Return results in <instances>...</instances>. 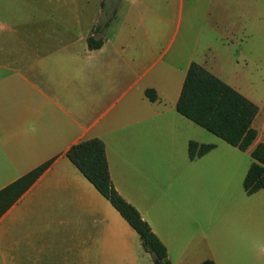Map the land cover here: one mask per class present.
Returning a JSON list of instances; mask_svg holds the SVG:
<instances>
[{"label": "crops", "instance_id": "obj_1", "mask_svg": "<svg viewBox=\"0 0 264 264\" xmlns=\"http://www.w3.org/2000/svg\"><path fill=\"white\" fill-rule=\"evenodd\" d=\"M103 3L116 13L89 49ZM237 60L264 79V0H0V189L52 159L0 217V264H154L66 156L91 138L170 264H264V189L243 188L264 143V89L252 97L215 65ZM191 62L258 105L256 138L241 150L251 162L232 164L216 135L177 111ZM190 141L212 148L190 157Z\"/></svg>", "mask_w": 264, "mask_h": 264}, {"label": "trees", "instance_id": "obj_2", "mask_svg": "<svg viewBox=\"0 0 264 264\" xmlns=\"http://www.w3.org/2000/svg\"><path fill=\"white\" fill-rule=\"evenodd\" d=\"M115 13V6L108 10L104 3L102 4V17L87 37L89 49L102 46L106 29ZM145 93L151 100L157 99L153 90L147 89ZM176 109L186 118L240 150H246L256 138L257 131L252 122L258 112V105L197 62H191L187 69ZM211 148V144L198 146L193 141L188 144L190 157L195 155L196 150L200 155ZM250 155L252 162L243 181V188L247 193L264 189V143L256 144ZM66 156L135 229L154 264H170L164 244L137 209L115 189L102 140L91 138L79 141L67 150ZM51 161L52 159L0 189V217L22 196ZM200 264L214 263L204 260Z\"/></svg>", "mask_w": 264, "mask_h": 264}, {"label": "rangeland", "instance_id": "obj_3", "mask_svg": "<svg viewBox=\"0 0 264 264\" xmlns=\"http://www.w3.org/2000/svg\"><path fill=\"white\" fill-rule=\"evenodd\" d=\"M240 64L243 65V62L239 61H235L234 63L232 62H216L215 65H217L223 72V76L225 79H227L228 81H230L231 83H234L235 85H237L238 87H240L245 93L251 95L252 97L255 90H262L264 89V79H252L249 78L248 76H244V74H248V73H242V72H238L234 65L235 64ZM254 63H248L247 64V69L248 71H254ZM215 136V135H214ZM216 143H218V150L222 149V145L226 146L224 149L225 150H229L231 151V160H232V164L234 159H236V161L242 160V158H245V160L247 161L248 157L247 155H245L243 153V151L239 150L236 147H233L231 145H229L227 142L223 141L222 139H220L219 137H214ZM248 162V161H247ZM250 162H251V158H250ZM237 164V162H236ZM248 167V166H247ZM241 167H239L236 171H232V186L236 185L237 182V186H242V181L243 178L239 177L237 178L239 172H240ZM243 174V173H242ZM240 174V175H242ZM239 175V176H240Z\"/></svg>", "mask_w": 264, "mask_h": 264}]
</instances>
